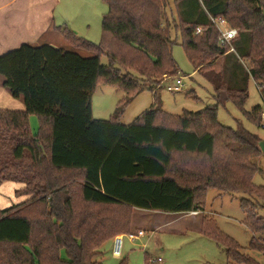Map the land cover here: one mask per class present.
Here are the masks:
<instances>
[{
    "label": "trees",
    "instance_id": "obj_1",
    "mask_svg": "<svg viewBox=\"0 0 264 264\" xmlns=\"http://www.w3.org/2000/svg\"><path fill=\"white\" fill-rule=\"evenodd\" d=\"M171 1L172 24L166 18ZM171 1L105 0L99 45L62 29L70 51L23 45L0 56L2 87L26 109H0V185L14 183L16 197L27 198L0 210V264H94L106 243L134 232L135 211L199 216L212 190L254 199H242L240 207L254 235L249 248L264 254V204H256L264 202V187L254 184L261 140L218 121V108L232 103L261 125L264 109L247 112L245 106L251 80L264 104V0H201L204 10L198 0ZM211 19L237 30L234 52L221 46ZM199 27L204 32L195 36ZM173 33L195 72L211 84L215 105L170 115L149 88L154 105L123 124L120 117L143 92V81L161 89L163 77L179 75ZM100 85L127 94L111 120L93 118ZM30 116L40 124L35 134ZM200 233L231 261L257 264L213 219L203 217Z\"/></svg>",
    "mask_w": 264,
    "mask_h": 264
},
{
    "label": "rangeland",
    "instance_id": "obj_2",
    "mask_svg": "<svg viewBox=\"0 0 264 264\" xmlns=\"http://www.w3.org/2000/svg\"><path fill=\"white\" fill-rule=\"evenodd\" d=\"M191 1L195 3L197 0ZM198 1L204 10L201 0ZM107 12L108 7L105 0H67L66 8L63 11L65 16L58 24H62L65 27L63 29L74 32L78 38L99 45L103 39L102 24ZM166 18L171 24L177 20L176 9L172 1L170 8L167 9ZM60 38L58 46L52 45V47L70 51L72 45L64 39L62 33ZM173 38L178 40L177 45L173 48V58L179 75L163 77L159 83L161 85V89H159L157 83L143 81L135 72H131L133 78L143 81L141 86L144 90L125 107L124 113L120 117L123 124L133 123L154 105V95L149 88H154L157 91L162 110L170 115L181 116L184 111L197 113L215 105L214 90L211 84L204 75L195 72V68L181 44L180 36L173 33ZM77 53L83 57L90 56L83 51ZM3 54L0 53V56ZM101 63L107 66L108 58L103 56ZM179 77H183L182 92H167L165 88L169 84L168 82ZM3 82L4 78L0 76V84ZM2 91L5 95H9L8 90L3 88ZM126 96L127 94L118 88L107 85L98 86L91 102L93 118L95 120H111L115 116L117 107ZM0 103H2L0 105L5 104V97L2 94H0ZM256 107L264 109V104L255 83L251 80L249 82V100L245 110L251 112ZM218 121L223 126L234 130L241 126L264 141V119L262 120L261 117V125L258 127L250 122L232 103L218 108ZM254 162L258 169L254 184L264 187V156ZM17 189L18 187L11 182L0 185V210L16 207L24 203L23 201H27V198L16 197ZM242 199L254 201L244 194H223L212 190L207 195L205 212L199 216L191 214L163 215L135 211L132 224L135 229L133 234L143 231L146 236L135 241L134 244L125 239L121 258L113 255V240L106 243L96 256L94 264H120L123 260H126L127 264H159L153 262L157 259L163 261L160 264H237L231 261L215 242L200 233L203 217L213 219L216 227L224 235L234 239L241 246L243 254L252 258L257 264H264V254L249 248L254 235L245 226L246 215L240 207ZM256 204L262 207L264 202L258 201ZM260 214L264 215L263 212ZM256 240L259 241V236ZM259 243L264 245L262 240ZM144 244L146 247L143 249Z\"/></svg>",
    "mask_w": 264,
    "mask_h": 264
},
{
    "label": "crops",
    "instance_id": "obj_3",
    "mask_svg": "<svg viewBox=\"0 0 264 264\" xmlns=\"http://www.w3.org/2000/svg\"><path fill=\"white\" fill-rule=\"evenodd\" d=\"M66 3L67 0H0V53L6 54L23 45L58 46L65 28L58 23L65 16ZM2 89L0 84V94L5 97V104L0 105V109L26 110L21 100L13 99L10 93L5 95ZM29 125L32 132L37 133L40 126L37 117L30 116Z\"/></svg>",
    "mask_w": 264,
    "mask_h": 264
},
{
    "label": "built area",
    "instance_id": "obj_4",
    "mask_svg": "<svg viewBox=\"0 0 264 264\" xmlns=\"http://www.w3.org/2000/svg\"><path fill=\"white\" fill-rule=\"evenodd\" d=\"M212 24L215 26L217 31L219 32V40L221 46H229L230 47V52H234V49L231 47V42L236 39L238 36V32L235 29L230 28L224 20L222 19H211ZM204 29L203 28H197L195 32V36L203 34ZM167 82V81H166ZM166 86L167 92L170 93H181L183 89V77L179 78H174ZM262 120L264 119V113L262 114ZM146 235L143 231L138 232V234H127V235H120L117 236L113 239V255L117 258L122 257V247H123V242L125 239H128L129 242L135 243V241H138L141 238H144ZM143 249L146 247V244H144ZM155 263H163L161 259L153 260Z\"/></svg>",
    "mask_w": 264,
    "mask_h": 264
},
{
    "label": "water",
    "instance_id": "obj_5",
    "mask_svg": "<svg viewBox=\"0 0 264 264\" xmlns=\"http://www.w3.org/2000/svg\"><path fill=\"white\" fill-rule=\"evenodd\" d=\"M259 148H260V150H261V152H262V154H263V156H264V141H261V142L259 143Z\"/></svg>",
    "mask_w": 264,
    "mask_h": 264
}]
</instances>
